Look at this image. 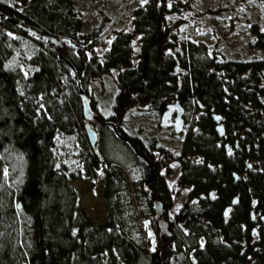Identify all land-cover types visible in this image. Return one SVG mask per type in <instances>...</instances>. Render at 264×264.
Wrapping results in <instances>:
<instances>
[{
  "label": "trees",
  "instance_id": "1",
  "mask_svg": "<svg viewBox=\"0 0 264 264\" xmlns=\"http://www.w3.org/2000/svg\"><path fill=\"white\" fill-rule=\"evenodd\" d=\"M133 1L131 31H118L104 42L100 34L110 15L103 26L88 30L79 15L85 7H100L96 0H0V264H156L162 241L155 235V249L149 252L132 235L134 209L122 206L123 179L112 166L121 162L120 144L134 156L109 124L92 120L94 152L67 62L81 82L115 73L112 116L118 122L133 102L162 110L176 94L186 110L193 107L201 131L188 133L178 149L151 138L144 143L147 157L150 149L160 151L166 172L170 162L185 157L178 187H190L192 195L216 191L213 199L200 200L199 208L187 204L178 212L185 230L174 227L168 246L191 250L195 264H264L263 235L254 259L240 252V240L248 236L241 224L248 221L251 203L264 214V28H253V57H219L209 54L202 41H177L176 32L163 27L162 0ZM257 1L264 9V0ZM191 3L172 2L169 11L189 10ZM16 24L64 39L60 51ZM176 69L185 74L176 78ZM214 114L224 124L222 143L213 129ZM115 127L123 134L117 122ZM59 135L73 137L76 150L68 147L69 162L58 156ZM142 169L148 173L146 166ZM154 170L157 175L159 169ZM77 178L101 180L104 222L94 224L82 210L79 191L69 183ZM154 195L166 213L171 200L162 182ZM234 195V211L223 222L222 205ZM151 225L156 231L153 220ZM169 251L160 252L161 264H168L164 253Z\"/></svg>",
  "mask_w": 264,
  "mask_h": 264
},
{
  "label": "rangeland",
  "instance_id": "2",
  "mask_svg": "<svg viewBox=\"0 0 264 264\" xmlns=\"http://www.w3.org/2000/svg\"><path fill=\"white\" fill-rule=\"evenodd\" d=\"M4 1L11 2L12 0ZM184 1L162 0L164 5L161 11L163 27H169L172 32L175 31L177 41H202L205 43L209 54H216L219 57L246 59L253 57L256 53L253 46L255 39L253 28L254 26L258 30L264 28V9L257 0H192L189 10L169 11L172 2ZM96 3L101 6L98 8L88 6L80 9L79 15L84 30L103 26L106 16L110 15V20L104 24L100 34L104 42L110 41L118 31H131V11L137 2L133 0H96ZM134 38L137 37L132 34L131 43L133 47L137 45L136 42L133 43L132 41ZM25 42L26 44L30 43L29 40H25ZM165 51L169 52V49ZM184 74L185 70L181 69L175 77L181 78ZM80 85L85 90L95 111L99 112L103 118L114 119L112 103L117 90L115 73L103 74L96 80L80 81ZM186 112V121L190 122V126H192L193 107L188 108ZM158 121L159 113L155 107L144 108L142 104L133 102L125 110L121 124L128 133L137 134L143 140L156 136L161 141L160 143L166 146L173 149L179 146L182 135L175 134L170 129L161 128ZM89 124L92 127L91 121ZM56 142L59 146L58 156L61 159L66 157L68 162L71 161L72 158L69 154L71 150L68 151V147H73L72 150H76L73 137L59 135ZM120 146V152L123 154L118 158L121 162L112 163V166L116 168L123 179V187L118 195L127 212L131 207L134 209L130 221L134 227L132 235L136 237L139 243L146 246L149 252H152L156 245V231L151 225L153 214L150 203L141 190L142 169L138 161L129 155L127 149L121 144ZM178 173L179 163L171 162L169 171L165 175L171 200V207L167 212L168 218L180 205L187 201L189 193L187 188L178 187L175 183ZM100 174H102L101 171H98V178ZM69 183L79 191L80 206L84 213L90 217V220L94 224L104 222L106 218L101 193V180L77 178L69 181ZM183 255L182 253H170L168 264H182Z\"/></svg>",
  "mask_w": 264,
  "mask_h": 264
},
{
  "label": "flooded vegetation",
  "instance_id": "3",
  "mask_svg": "<svg viewBox=\"0 0 264 264\" xmlns=\"http://www.w3.org/2000/svg\"><path fill=\"white\" fill-rule=\"evenodd\" d=\"M137 51L138 50H136V52L134 53L135 55L137 54ZM178 72V70L176 69L175 71H174V75H176V73ZM180 81H181V79H178V83H180ZM177 97H176V94L174 95V97H173V99H171L169 102H167V103H165L164 104V107H163V109L162 110H158L157 108H156V110H158V113H159V121H160V116H161V114H162V112L164 111V109H165V107H166V105L167 104H169V103H171V102H174V100L176 99ZM178 100V99H177ZM179 102V101H178ZM180 103V102H179ZM143 106H144V108H148V107H151V105L150 104H142ZM180 105L182 106V110H183V112H182V119H183V127H182V131L180 132V133H175V134H181L182 135V138L180 139V145L179 146H176V148H174V149H178L177 147H180V146H182V144H184L185 143V139H186V136H187V134L188 133H190V135H194V134H197V133H199L200 131H201V128H200V126L196 123V120L195 119H193V122L191 123V125L192 126H190V122H187L186 121V108L180 103ZM97 112V111H96ZM98 113V116H99V112H97ZM173 116V115H172ZM99 119V118H98ZM114 119H116V118H114ZM213 119V118H212ZM94 121V120H93ZM99 121H101L100 119H99ZM106 121H108V122H112L114 125H115V123L117 122V124H118V127L121 129V131H122V133L123 134H120V136H127L130 140H131V142H138L139 143V145H140V148L137 146V145H135L134 143V145L138 148V150L139 151H141V152H143L144 154H145V152H147V148H146V146H145V142H148V141H150L149 139L151 138V142H158V143H160L161 141L160 140H158V138L156 137V136H151V137H149L148 139H146V140H143V138H141L139 135H137V134H130V133H128L126 130H124V127L122 126V124H121V122H122V119L121 120H119V122H118V120L116 119L115 121H112V119H110V120H106ZM159 121H158V125L160 126V124H159ZM214 121V120H213ZM96 123H98L97 121H95ZM101 122H103V121H101ZM219 122H222V120L221 119H219L217 122H215L214 121V123H213V129H214V126H215V124H217V123H219ZM99 124V123H98ZM111 126V125H110ZM161 128H164V129H170L173 133H174V131H173V129H172V127H167V126H160ZM93 129H94V127H92ZM95 130V129H94ZM214 131H215V129H214ZM216 132V131H215ZM216 134H217V132H216ZM224 134H225V128H224ZM217 137H218V143H222L223 142V140H222V138L224 137V135L222 136V137H219L218 136V134H217ZM121 141V140H120ZM121 142H123L124 143V141H121ZM125 144V143H124ZM162 144V143H161ZM225 144H227L228 145V148L226 149L225 148ZM165 148H172V147H169V146H166V145H164V144H162ZM127 146V145H126ZM223 146H224V148H225V150H228L229 149V143L226 141H224V143H223ZM128 147V146H127ZM129 148V147H128ZM130 150V149H129ZM131 151V150H130ZM132 153V152H131ZM133 154V153H132ZM133 156H134V154H133ZM145 156H146V154H145ZM150 156H151V158L150 157H147V159L152 163V167H153V171H154V176H153V178H152V180H151V182L149 183V188L152 190V192H153V194H154V190L156 191L157 189H158V187H159V185H160V183L162 182L165 186H166V189H167V191H168V194H170V190H169V188H168V186H167V183H166V181H165V175L167 174V172H166V168H165V165H163V163H162V161H161V159H162V154L160 153V151L157 149V148H155V149H150ZM135 157V156H134ZM184 158L185 157H181V158H179V159H177V160H175L176 162H178L179 163V173L177 174V176L180 174V171H181V166H182V160H184ZM135 159L138 161V163L140 164V166H141V169H142V166L144 165V166H146L147 168H148V173H146V174H144V172H143V169H142V178H143V180H142V182H141V190H142V184H143V182H144V180L146 179V177L148 176V174H149V166L148 165H146V164H144V163H142V162H140L136 157H135ZM173 162V161H172ZM171 163V162H170ZM169 163V164H170ZM158 168L159 170H158V172H157V175H156V173H155V170H154V168ZM247 167H251L250 166V164H247ZM233 174V173H232ZM157 176V177H156ZM177 176H176V178H177ZM233 176V175H232ZM158 177H160L161 178V181H159L158 179ZM238 175H237V179H238ZM176 178H175V182H176ZM233 179H234V177H233ZM234 181H237V180H234ZM183 188H187L188 189V196H187V201L184 203V204H182V205H180L179 206V208L175 211V212H173L172 213V215L170 216V218H168V215H167V212H168V210L170 209H168L167 210V212L166 213H164V218L166 219V221H168V223H169V226H171L170 227V232L172 233V229L174 228V227H176V226H179V228H181V230H185V227L182 225V221L176 216L177 214H178V212L179 211H181L187 204H191V205H193L194 207H196V208H199V206H200V203H199V201L200 200H205L206 198H209V199H213L214 197H215V193H216V191H215V189H209V190H207L206 192H200V193H198L197 195H192L191 194V190H190V187H183ZM210 191H212L213 192V195H212V197H210L209 196V192ZM142 192H144L143 190H142ZM144 194H145V196H146V193L144 192ZM155 196V195H154ZM234 196H237V195H234ZM234 196H232V197H234ZM232 197H231V199H232ZM231 199H230V201L228 202V203H225V204H223L222 205V208H221V216H222V220H223V222H227L228 221V217H230V214L234 211V208H235V206H236V203H237V201L232 205V208L230 209V211H229V214L226 216V217H224L223 216V214H222V211H223V209L227 206V205H229L230 204V202H231ZM149 200V199H148ZM237 200H238V196H237ZM149 203H150V200H149ZM253 203H251V206L252 207H250L249 208V210H248V221H247V223H245V224H241V231L242 232H247V234H248V236H246V237H242L241 238V240H240V245H241V253H244L245 254V256H246V259H249V260H251V259H254L255 257H254V255H255V252H257L258 251V249H259V245H258V243H257V241H258V238L261 236V235H263L264 236V214H262V213H260L259 211H257L255 208H254V205H252ZM251 211H253V218H251L250 217V212ZM152 214H153V211H152ZM167 218H168V220H167ZM152 219H153V216H152ZM154 221V220H153ZM154 224H155V222H154ZM156 235H157V229H156ZM171 235V234H170ZM170 237V236H169ZM168 237V238H169ZM167 238V239H168ZM203 239V238H202ZM201 239V240H202ZM162 241V240H161ZM162 245V244H161ZM158 248V247H157ZM166 248H169V252L167 253V252H165L164 254H165V256L167 257V259H168V255L170 254V253H182V254H184L183 255V260H182V264H186V258H189V260H191V263L192 264H195V258H194V255H193V252H191V250H187V251H184V252H180V251H174L173 250V246L171 245V246H168V243H167V247H165V248H163V249H166ZM162 249V250H163ZM161 250V251H162ZM160 251V252H161Z\"/></svg>",
  "mask_w": 264,
  "mask_h": 264
},
{
  "label": "water",
  "instance_id": "4",
  "mask_svg": "<svg viewBox=\"0 0 264 264\" xmlns=\"http://www.w3.org/2000/svg\"><path fill=\"white\" fill-rule=\"evenodd\" d=\"M6 19L10 21V19L7 17L6 14H4ZM19 28H21L23 31L30 32L32 34H36L39 37L46 39L50 41L52 44L56 46L57 51H60L61 48V42L64 41V39H57L52 36L44 35L42 33H36L34 30L24 27L20 24H16ZM135 40H133V43ZM136 48H134L135 50ZM68 66L70 67L71 71L73 72V78L76 81V87L78 91V96L80 99V104H81V110H82V115L86 121L85 123V132L87 135L88 142L90 146L93 148L94 152L96 153L94 144L97 139V134L95 130L90 127L89 121H97L99 124H109L112 127V130L114 131V134L116 137L124 141V143L129 147L131 152L134 154V156L142 163L146 164L149 166V174L144 180L142 184V190L146 193L147 198L150 200V207L153 211V220L155 222V226L157 229V236L162 240V245L158 247L155 251V258H156V264H161V256H160V251L167 247V238L170 236L171 232L169 229V223L166 221L164 218V212H163V206L160 200H158L152 190L149 188V183L151 182L153 176H154V171L152 167V163L147 159L145 154L141 151L138 150V148L131 142V140L127 136H120L118 133L115 125L112 122H101L98 119V113L92 109L91 104L89 102V98L87 94L85 93V90L81 87L80 81L77 78V75L74 71L73 66L67 62ZM182 106L178 102L177 98L174 100V102H171L166 105L164 111L162 112L160 116V121L159 124L160 126H167V127H172L174 133H180L182 131L183 127V119H182ZM173 115V116H172ZM213 120L217 122L219 119H221L219 114H214L212 116ZM215 131L217 132L219 137H222L224 135V124L223 122H219L215 124L214 126ZM225 148H228V145H224ZM233 177L234 180H237V174L233 172ZM213 192H209V196L212 197ZM237 201V196L232 197L231 202L229 205H227L223 211L222 214L224 217H226L229 214L230 209L232 208V205ZM17 208H20L19 202L17 203ZM250 217L253 218V211L250 212Z\"/></svg>",
  "mask_w": 264,
  "mask_h": 264
}]
</instances>
